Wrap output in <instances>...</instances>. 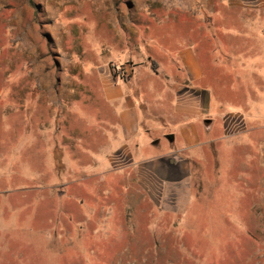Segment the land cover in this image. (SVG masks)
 I'll return each instance as SVG.
<instances>
[{"label": "rangeland", "instance_id": "1", "mask_svg": "<svg viewBox=\"0 0 264 264\" xmlns=\"http://www.w3.org/2000/svg\"><path fill=\"white\" fill-rule=\"evenodd\" d=\"M0 264H264V0H0Z\"/></svg>", "mask_w": 264, "mask_h": 264}, {"label": "crops", "instance_id": "2", "mask_svg": "<svg viewBox=\"0 0 264 264\" xmlns=\"http://www.w3.org/2000/svg\"><path fill=\"white\" fill-rule=\"evenodd\" d=\"M181 59L184 66L192 74L193 78L199 79L201 76V69H200L199 59L195 51L194 50L186 51L181 56ZM109 97L113 101L122 100L121 102L122 108L118 111V118H119L118 126L127 138L129 139L136 138L138 136V127L140 126V120H141L140 107L135 103V101L131 98V96H129L128 98L126 97L125 91L121 87L114 88L112 92L109 93ZM142 100H144L143 96H142ZM159 111L162 110H160L159 108ZM172 113L173 116L176 115L183 118V120L181 121L182 124L178 129L182 141L187 145L195 143V141L199 138L197 126L194 120H190V118L188 117L192 116V118H194L195 116H199L200 114L199 104L197 105L189 104L188 102L185 101L184 98L178 99V97L175 94V102ZM148 114L151 115L145 117L148 122L147 127L150 130L158 129L156 125L158 124V120L160 121L159 124L161 123L162 120L161 118L163 117V115L159 113H155L151 110H149ZM167 120H168L167 122L170 123V122H175L176 119H170L168 117ZM168 128L170 130L174 129L172 125L168 126ZM174 134L175 132L172 131L168 132L166 133V137L171 141H174L175 140Z\"/></svg>", "mask_w": 264, "mask_h": 264}, {"label": "water", "instance_id": "3", "mask_svg": "<svg viewBox=\"0 0 264 264\" xmlns=\"http://www.w3.org/2000/svg\"><path fill=\"white\" fill-rule=\"evenodd\" d=\"M205 123H211V120L210 119H207L206 121H205Z\"/></svg>", "mask_w": 264, "mask_h": 264}]
</instances>
